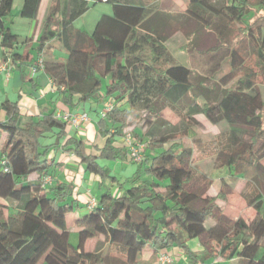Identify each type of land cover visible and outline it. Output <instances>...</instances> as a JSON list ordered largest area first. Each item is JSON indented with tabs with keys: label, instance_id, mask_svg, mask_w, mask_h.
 <instances>
[{
	"label": "trees",
	"instance_id": "16d2710c",
	"mask_svg": "<svg viewBox=\"0 0 264 264\" xmlns=\"http://www.w3.org/2000/svg\"><path fill=\"white\" fill-rule=\"evenodd\" d=\"M106 2L112 14L101 15L88 34L73 22L89 4L61 0L44 16L35 48L65 100L78 96L75 104L93 117L101 144L92 141L88 153L86 142L74 133L67 137V124L52 113L32 117L16 101L0 103V162L6 161L0 165V212L6 211L0 214V264H138L147 251L172 248L182 252L177 264H264V97L257 82L261 77L264 86V25L251 22L264 11V0H187L182 11L161 7V0ZM12 3L0 0V46L14 60L17 38L3 25ZM39 3L23 0L20 15L34 18ZM45 49L63 51L65 60ZM104 100L112 109L101 117ZM164 107L186 127L154 141L132 129L133 144L146 146L143 159L129 177L117 178L108 164L130 162L126 147L115 144L131 114L141 128L163 126ZM197 115L220 133L202 135ZM186 137L214 142L215 162L225 169L222 186H231L227 179L254 185L245 197L254 212L249 223L222 214L216 200H225L223 191L206 195L210 183L192 169V150L173 142ZM59 147L97 178L99 189L110 184L75 222V247L66 223L81 208L74 184L43 185L54 164L48 153ZM45 224L59 233L49 234ZM92 239L93 251L86 252ZM191 241L200 249L192 250ZM105 247L122 257L105 255Z\"/></svg>",
	"mask_w": 264,
	"mask_h": 264
},
{
	"label": "crops",
	"instance_id": "0c3cea01",
	"mask_svg": "<svg viewBox=\"0 0 264 264\" xmlns=\"http://www.w3.org/2000/svg\"><path fill=\"white\" fill-rule=\"evenodd\" d=\"M84 1L88 4H90V2L94 4L96 2L107 3L104 0ZM60 2L61 0H40L36 16L34 18H24L20 15L23 3V0H20L19 13H17L16 10L14 15L10 14V16L3 19L4 27L8 28L17 38V44L12 50V54L17 53L18 57L13 60L10 54L3 51L0 46V63L5 64L6 66V71L0 73V103L5 100L10 102L16 101L20 112L27 116L40 117L47 113H52L54 117L57 114L62 115L65 113L72 115L86 114V112L83 111L82 104H75L78 96H70L66 101L63 95V90H61V88L57 89V86H55L43 70H38L34 75L30 74V67L33 66L40 57L37 55L35 48L41 34V22L44 16L48 13V10L51 7L59 5ZM163 2L165 3L160 6L167 8L169 11H173L177 8H174V5H168L170 0H163ZM101 5L106 4H97L96 7H100ZM102 7L104 8V6ZM183 9L179 8L176 10L182 11ZM88 11L86 13H89ZM92 12H95V10H92ZM86 13L77 18L73 22V26L81 31L91 34L101 15L112 14V6L109 11L108 8H104V12L99 11L98 13L93 14L94 16H92L89 24L82 22ZM6 19H8V21H6ZM45 52L52 54L54 59L65 60V53L63 51L45 49ZM106 103H109V100H104L100 106L98 105V108L103 109L104 104ZM3 118L4 113L0 111V119ZM87 118L88 119L85 122H82L78 128H73L67 125V137L72 133L81 137L86 142V151L90 153L91 142L94 141L95 143L101 144L103 140L97 139L95 135L96 127L93 117L87 115ZM135 131H137V128H135ZM1 138L4 139L5 135H1L0 139ZM132 138L137 142L133 135ZM116 142L115 146L125 147L123 137ZM47 158L54 161V164L48 172V177L52 180V185L56 182L65 181L66 183L71 182L75 186L73 198L80 204L81 208L70 213L72 214V217L69 223L67 221L68 215L66 216L67 230L70 232V230H75V222L80 220L83 214L88 211L87 207L91 208V200L94 199L96 204L98 195L108 188L110 184L105 182L103 188L99 189L97 178L87 174L84 171L83 165L76 161L74 155L65 154L60 147L58 149L50 150ZM132 165L135 166V164L128 161H116L110 162L108 168L117 178H126L133 173V170L130 168ZM28 182L31 184L34 183L35 177L30 176ZM93 188H96V193H93ZM115 188L116 187H111V190L114 192Z\"/></svg>",
	"mask_w": 264,
	"mask_h": 264
},
{
	"label": "rangeland",
	"instance_id": "374dc122",
	"mask_svg": "<svg viewBox=\"0 0 264 264\" xmlns=\"http://www.w3.org/2000/svg\"><path fill=\"white\" fill-rule=\"evenodd\" d=\"M187 0H170L168 5H174V8L176 9H183L185 7V2ZM97 4H108L101 5L100 7H96ZM160 4H164L163 0H161ZM89 13H86L82 19V22H85L89 24L91 22L93 14L98 13L99 11L104 12V8H108V11L110 10L111 6L109 3H100L96 2L89 4ZM104 6V8L102 7ZM20 0H13L12 7L10 14L14 15V12L19 13L20 10ZM173 8V9H174ZM92 10H95V12H92ZM10 16V15H9ZM31 20V19H30ZM8 21V19H6ZM253 23L254 27L260 26L262 27L264 25V11H260L257 13L253 20L251 21ZM250 66H253V61L250 63ZM258 85L260 86L261 92L264 97V86L262 85V79L259 77L257 79ZM108 83L107 79H104L102 81V93L104 92L105 86ZM161 117L165 124L163 126H154L152 128H141L139 125V120L137 117H135L133 114H131L129 119V125L125 128L124 134H127L128 132L132 131V128H137V131L139 132L140 136L144 138L145 140H151L154 141L162 136H173L179 132H181L187 125L185 119H181L178 117L175 113H173L170 109L164 107L161 110ZM195 119L199 123V130L202 132V135L204 134H211V135H218L220 133V128H217L215 126H212L210 123H208L205 118L201 115L195 116ZM201 143H196L195 141H192L190 138H183V139H174V143H179L182 146L186 148H190L192 150V157L190 161V165L192 169L197 172L198 174H204V178H206V182H209L210 185L207 189L206 195L217 198L218 194L220 192L226 193L225 200H221L217 198L216 203L221 209V212L223 215H225L230 221H235L237 219H243L246 223H249L253 216L254 212L252 208L248 205V203L245 200L246 196H249L250 194L255 191V187L253 184L247 183L243 179H227L230 183V187L222 186L221 184V176L225 174V169L218 167L217 163L215 162V156H216V149L214 146V142L210 141L208 138L204 139L201 138ZM4 139H0V150L3 147ZM170 145H165V148L169 147ZM130 168L135 170V166L132 165ZM108 183V182H107ZM93 193H96V188H93ZM1 203H3V200H0ZM1 216L6 215V211L2 212ZM72 217V214H69L67 216L68 223L70 222V219ZM49 230V234H55L59 233L58 230L53 228L49 224H45ZM48 234V235H49ZM52 240V239H51ZM69 242L72 246L77 245V235L74 232V230H70L69 232ZM96 240H88L85 243L84 249L86 251H93L94 245ZM189 246L192 248V250H199L200 245L197 243V241H191L189 242ZM210 248L217 251L219 249L218 246H216L215 243H210ZM103 253L105 255H111L115 257H122L116 250L113 248L105 247ZM167 257L171 260V264H177L180 263L182 260V252L181 250L177 248H172L171 250L162 251L156 255H153L151 251L145 252L142 256L138 259V264H161L160 258Z\"/></svg>",
	"mask_w": 264,
	"mask_h": 264
},
{
	"label": "built area",
	"instance_id": "2783aa9c",
	"mask_svg": "<svg viewBox=\"0 0 264 264\" xmlns=\"http://www.w3.org/2000/svg\"><path fill=\"white\" fill-rule=\"evenodd\" d=\"M106 1V0H104ZM44 65H43V58L40 56L38 60L35 62L33 66L30 67V74L34 75L38 70H43ZM6 71V66L3 63H0V73ZM63 90V88H61ZM112 109V105L109 103L104 104V108L100 113L101 117H104L110 110ZM56 119H59L63 122H65L68 126L73 127V128H78V126L82 123L85 122L88 118L85 113L83 114H77V115H72L69 113L65 114H57L55 116ZM124 142H125V147L127 149V154L128 158L131 163L133 164H140L142 159H143V153L146 148L145 144L141 143H136L133 144V138L131 136V133L128 132L123 136ZM6 161L3 159L0 162V165H5ZM5 172L8 171L7 168L4 169ZM51 179L50 177H45L43 180V185H50L51 184ZM95 206V201L94 199L91 200V207ZM161 264H171V260L167 257H162L160 258Z\"/></svg>",
	"mask_w": 264,
	"mask_h": 264
}]
</instances>
